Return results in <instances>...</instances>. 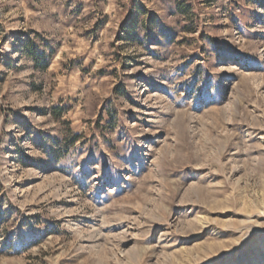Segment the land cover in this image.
Returning <instances> with one entry per match:
<instances>
[{
    "label": "rangeland",
    "instance_id": "1",
    "mask_svg": "<svg viewBox=\"0 0 264 264\" xmlns=\"http://www.w3.org/2000/svg\"><path fill=\"white\" fill-rule=\"evenodd\" d=\"M0 264H264V0H0Z\"/></svg>",
    "mask_w": 264,
    "mask_h": 264
}]
</instances>
